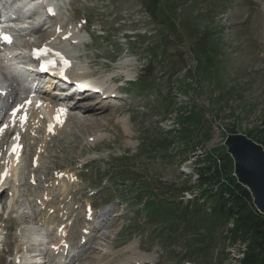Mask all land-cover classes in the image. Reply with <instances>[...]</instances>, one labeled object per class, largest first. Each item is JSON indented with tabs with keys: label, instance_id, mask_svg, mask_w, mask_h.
<instances>
[{
	"label": "rangeland",
	"instance_id": "rangeland-1",
	"mask_svg": "<svg viewBox=\"0 0 264 264\" xmlns=\"http://www.w3.org/2000/svg\"><path fill=\"white\" fill-rule=\"evenodd\" d=\"M65 10H69L70 20L85 15L90 30L96 31L93 36L108 34L103 44L92 42L93 47L108 55L118 52L110 55L115 63L101 60L97 72L82 74L86 83L101 78L105 84L101 80L94 84L109 85L105 87L123 93L126 99L112 101L109 106L96 105L87 114L80 110L68 128L45 141L43 165H28L26 150L18 176L13 174L18 182L8 178L0 193V264H15L16 254L20 260L16 264H56L58 255L48 249L47 241H59L60 225H56L64 221L65 213L61 224L69 247L63 264L67 259L66 264H140L150 260L153 264H241L244 244L225 241V229L219 227L223 220L213 216L208 207L195 211L199 197L195 168L206 152L223 146L228 134H243L258 144L264 140V0H63L59 15ZM31 14L33 19L39 18L36 11ZM138 20L143 25L137 27ZM51 29L38 26L31 39L36 41ZM125 32L132 36L146 33L135 41L136 46L142 44L141 52L128 47L122 37ZM80 37L87 41L86 35L80 33ZM67 44L60 45L76 56L77 46L69 49ZM114 76L121 81L111 83ZM135 78L137 82L128 90L124 81ZM2 82L0 78V85ZM164 96L167 98L161 102ZM163 116L167 117L160 120ZM38 136L42 142L41 131ZM97 159H103L106 173L112 167V183L118 182L120 188L130 180L135 183L136 192L131 196L142 195L139 207L143 212L134 215L137 207L127 193L106 207L110 212L107 217L86 223L84 186L64 177L54 179L50 169L67 166L77 174V161ZM30 172L36 186L29 181ZM91 181L90 175L84 179L86 185ZM43 182L49 197L46 205L52 212L35 205ZM110 194L114 192L104 191L103 195ZM165 205L171 212L166 223L177 235L174 243L163 235L162 240L151 235L154 224L168 211ZM129 221H133L129 228L132 239L119 244L110 236L120 235ZM83 223L90 233L81 243ZM25 231H42L38 243ZM165 232L169 236L167 229ZM141 257L144 260H139Z\"/></svg>",
	"mask_w": 264,
	"mask_h": 264
},
{
	"label": "trees",
	"instance_id": "trees-1",
	"mask_svg": "<svg viewBox=\"0 0 264 264\" xmlns=\"http://www.w3.org/2000/svg\"><path fill=\"white\" fill-rule=\"evenodd\" d=\"M259 142L264 147V140ZM195 173L199 196L195 211L208 207L213 216L223 220L219 227L225 229V241L244 244L241 264H264V216L254 207L249 191L233 176V161L226 149L221 146L206 152L198 159ZM167 207L163 221L171 213Z\"/></svg>",
	"mask_w": 264,
	"mask_h": 264
},
{
	"label": "water",
	"instance_id": "water-1",
	"mask_svg": "<svg viewBox=\"0 0 264 264\" xmlns=\"http://www.w3.org/2000/svg\"><path fill=\"white\" fill-rule=\"evenodd\" d=\"M233 161V176L246 188L264 216V148L243 134H228L222 143Z\"/></svg>",
	"mask_w": 264,
	"mask_h": 264
},
{
	"label": "bare ground",
	"instance_id": "bare-ground-1",
	"mask_svg": "<svg viewBox=\"0 0 264 264\" xmlns=\"http://www.w3.org/2000/svg\"><path fill=\"white\" fill-rule=\"evenodd\" d=\"M51 0H48L47 2H46V4L45 5H49L48 3L50 2ZM68 28V27H67ZM74 27H69V29L67 30V31H69L70 32V37L71 38H73L74 40H78V39H80L81 37H80V34H78L74 29H73ZM99 85V84H98ZM99 86H101V85H99ZM98 87V86H97ZM67 88H69V87H67ZM100 89H99V91L101 90L102 92H110L111 93V91L109 90V88H107V87H105V88H102V87H99ZM40 111L41 112H43L44 114H46L47 116H48V118H50V117H52V119L53 120H56L57 118L54 116L55 115V113H56V109H55V107L54 106H51L49 103H47V105H46V107H44V106H42V107H40ZM59 116H60V118L61 117H64L65 116V113L63 112V111H60L59 112ZM59 127H61V123L60 124H58L57 125V127L56 128H59ZM18 156H19V152H17V150H15V151H13V158H12V162H11V167H13L12 169H13V171H12V169L10 170V174L12 173V175L17 171V169H18V167H19V165H20V163L18 164ZM18 165V166H17ZM17 167V168H16ZM16 168V169H15ZM15 169V170H14ZM15 175H13V177H14ZM7 182V181H6ZM44 219V218H43ZM62 220H63V218H62ZM58 230V229H57ZM43 232H44V230H43ZM29 234L28 236L30 237V239H31V241L33 242L34 241V243L35 244H37L38 242H37V240H38V236L39 235H41L42 234V231H36V232H34V233H31V232H27V231H25L24 232V234ZM85 234L82 232V237L84 236ZM58 239H59V241L58 242H56L55 244H53V246H52V253H54V254H56V255H58L57 256V259H56V264H63L64 262H65V258H64V256H66V251H67V249H68V247H69V244H68V242H67V240L65 239V231H63V230H61L60 231V233H59V235H58ZM40 241V240H39ZM37 242V243H36ZM63 242H65L66 243V245L63 243ZM83 242H86V240L85 239H83V241L81 242V243H83ZM132 246V245H131ZM132 248V247H131ZM134 248H136V247H134ZM137 249V248H136ZM138 250V249H137ZM131 251H132V249H131ZM133 252V251H132ZM62 254H64V255H62ZM38 255V254H37ZM133 255V254H132ZM134 256V255H133ZM143 257H146V258H151L152 257V255L150 254V255H144L143 254ZM143 257H141V259H139V260H144L143 259ZM17 261H18V263H20V260H18L17 259ZM16 261V262H17ZM67 262V261H66ZM143 263V262H142Z\"/></svg>",
	"mask_w": 264,
	"mask_h": 264
},
{
	"label": "snow or ice",
	"instance_id": "snow-or-ice-1",
	"mask_svg": "<svg viewBox=\"0 0 264 264\" xmlns=\"http://www.w3.org/2000/svg\"><path fill=\"white\" fill-rule=\"evenodd\" d=\"M0 38L4 39L5 41H7L9 43L11 42V37L8 36L7 34H0ZM66 63H67V61H66ZM61 111H63V110H61Z\"/></svg>",
	"mask_w": 264,
	"mask_h": 264
}]
</instances>
